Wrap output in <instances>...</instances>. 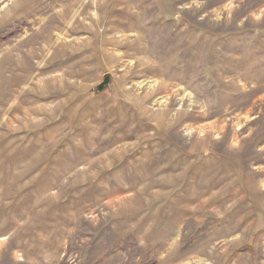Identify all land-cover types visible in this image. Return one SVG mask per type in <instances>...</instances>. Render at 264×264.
Segmentation results:
<instances>
[{
  "label": "rangeland",
  "instance_id": "obj_1",
  "mask_svg": "<svg viewBox=\"0 0 264 264\" xmlns=\"http://www.w3.org/2000/svg\"><path fill=\"white\" fill-rule=\"evenodd\" d=\"M0 264H264V0H0Z\"/></svg>",
  "mask_w": 264,
  "mask_h": 264
},
{
  "label": "water",
  "instance_id": "obj_2",
  "mask_svg": "<svg viewBox=\"0 0 264 264\" xmlns=\"http://www.w3.org/2000/svg\"><path fill=\"white\" fill-rule=\"evenodd\" d=\"M109 87H110V75L106 74L104 78V82L95 88V92L101 93L107 90Z\"/></svg>",
  "mask_w": 264,
  "mask_h": 264
}]
</instances>
